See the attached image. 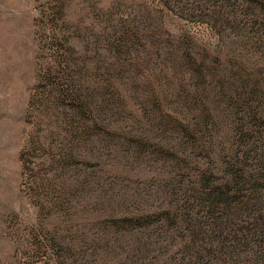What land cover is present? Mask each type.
I'll list each match as a JSON object with an SVG mask.
<instances>
[{
    "label": "rangeland",
    "instance_id": "1",
    "mask_svg": "<svg viewBox=\"0 0 264 264\" xmlns=\"http://www.w3.org/2000/svg\"><path fill=\"white\" fill-rule=\"evenodd\" d=\"M0 264H264V0H0Z\"/></svg>",
    "mask_w": 264,
    "mask_h": 264
},
{
    "label": "trees",
    "instance_id": "2",
    "mask_svg": "<svg viewBox=\"0 0 264 264\" xmlns=\"http://www.w3.org/2000/svg\"><path fill=\"white\" fill-rule=\"evenodd\" d=\"M242 153L234 154L235 163L231 161L224 169H221L223 179L216 183L202 181L201 188L198 192V199L206 204H222L228 200L237 197L239 193H243L248 189L246 187L247 174L249 170L244 168Z\"/></svg>",
    "mask_w": 264,
    "mask_h": 264
}]
</instances>
